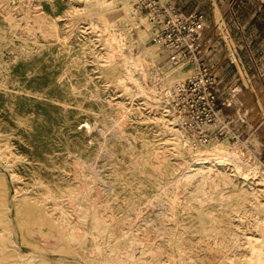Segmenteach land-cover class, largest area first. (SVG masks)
Listing matches in <instances>:
<instances>
[{
  "label": "bare ground",
  "instance_id": "6f19581e",
  "mask_svg": "<svg viewBox=\"0 0 264 264\" xmlns=\"http://www.w3.org/2000/svg\"><path fill=\"white\" fill-rule=\"evenodd\" d=\"M6 1V11L0 13V45L6 46L10 60H29L40 55L52 64L42 77L29 69L13 86L3 83L7 79L2 74L0 86L6 90L5 104L16 126L34 128V121L27 114L37 113L42 104L47 107L46 118L52 112L49 105L62 111H69V107L81 110L83 96L95 106L92 115L100 121L97 134L106 131L112 142L122 146L121 152L125 150L128 154L130 140L135 142L140 137L139 148L146 155L139 162L147 167L148 179L152 176L153 179L136 180L137 163L121 162L119 170L111 169L105 175L103 169L101 174L97 160L102 153L98 149L86 151L81 141H64L59 150L49 151L42 149L32 134H24L25 141L21 148L17 146L20 152L16 153L9 134H1L0 164L10 168L13 181L18 180L11 169L17 159L29 161V172L40 164L44 171L30 174L31 187L30 184L19 190L15 187L16 193L23 189L16 198L14 212L20 240L28 245L26 254L10 234V223L5 216L6 198L4 194L0 197V264H190L195 256L192 246L197 232L213 235L211 244L222 251L218 264H264V217L256 219L254 226L241 230H236L241 222L231 219L244 207L246 199L259 203L255 186L243 182L248 178L240 170L241 152L237 146L225 141L208 142L197 148L187 144L193 158L206 160L190 171L176 173L173 164L163 153H157L148 137L137 128L136 122L140 120L159 119L164 128L171 124L169 129L176 138L182 135V140L189 143L174 117L165 113L168 102L162 92L165 95L166 90L190 76L193 68L158 67L163 55L156 46L147 44L146 19L132 12L131 1L93 0L102 15L103 29H108L107 34L115 42L105 38L98 53L92 54L95 61L99 56L109 58L102 70L108 73L106 77L123 86L125 99L105 97L101 92L86 61L89 47L94 44L90 38L69 46L65 36L54 33L57 30L54 17L34 15L33 10L24 6L29 0ZM14 5L17 11L12 8ZM115 16L120 18L123 29L110 27ZM124 37L138 45L137 53L129 55ZM15 38L20 41L18 48L10 46ZM116 55L120 57L113 59ZM3 61L6 59H0V63ZM150 65L157 80L151 85L146 82ZM252 94L241 91L237 101H245ZM148 99L153 109L144 112L141 105L147 104ZM132 119L136 126H132ZM129 127H132L130 134ZM148 156L157 160L154 166L147 162ZM114 159L121 161L123 157L115 154ZM227 164L233 166L241 181L233 182ZM251 166H256V162ZM166 171L170 178L164 175ZM194 179L198 181V190L180 196ZM136 193L140 197L133 200ZM160 194H166V201Z\"/></svg>",
  "mask_w": 264,
  "mask_h": 264
},
{
  "label": "rangeland",
  "instance_id": "374dc122",
  "mask_svg": "<svg viewBox=\"0 0 264 264\" xmlns=\"http://www.w3.org/2000/svg\"><path fill=\"white\" fill-rule=\"evenodd\" d=\"M130 1L133 8L132 12L146 19L148 30L147 44L156 46L163 55V60L158 64V67L173 70L181 69L184 66L193 68L192 74L184 77L181 80L182 82L194 75L198 66L204 63L210 68L211 73L215 77V89L221 106L219 117L215 122L207 126L209 135L216 134V138L207 139L204 142L193 140L189 134H186L170 110L165 113L169 112V116L174 117L176 126L189 138V143L182 140V135L176 138L172 134L171 129H169L171 124L165 125L164 128L159 119L140 120L136 122L137 128L143 135L148 137L151 147L157 153H163L168 162L173 164L176 173L190 171L195 168L196 164L206 160L193 158L192 154L188 152V145L192 148H197L213 141H225L231 145L235 144L241 152V160L238 161L240 170L246 173L248 178V180L243 182H249L255 186L258 195L256 200L259 203L256 205V203H252L253 199H246L244 207L239 210V213H234L235 216H231V219L241 222V224H238L240 229L236 230L254 226L253 222L256 219L264 217V0H162L174 5L188 21L198 18L201 25L196 61H183L178 64H174L163 48L151 40V26L148 18L145 13H140L135 9L133 0ZM6 3V0H0V13L6 11ZM26 3L27 1H25L24 6L33 10L34 15L48 19L54 17L57 20V30L54 33L65 36L69 46L90 38L94 44L89 47L86 61L101 92L105 97H111L112 99L126 98L123 86L117 85L112 79L110 80V78L106 77V72L102 70L104 69L102 67L108 64L107 60L109 58L99 56L95 61V55L92 54L93 51L95 54L98 53L105 38H110L107 34L108 29H103L102 15H99V8L93 3V0H29ZM12 8L17 11V5ZM138 15H136V18H139ZM112 21L111 28L123 29L119 17L115 16ZM110 41L115 42V39L110 38ZM123 42L129 48V55L137 53L138 45L132 43L129 37H124ZM19 44L20 41L15 38L10 46L18 48ZM52 44L54 45V43ZM51 49L54 50L53 47ZM120 55L112 58L120 57ZM0 59H6L5 62L0 63V82L3 79L2 74H4L7 82L3 83L7 86H13L15 81L23 77L29 69L37 72V77H42L48 71V65H52L48 63L47 58L40 55L29 60H10L6 46L3 44L0 45ZM49 59L51 60V57ZM154 73L155 70L150 65L146 80L149 85L157 82L154 79ZM106 74L108 75V73ZM5 91L4 86H0V135L3 133L5 135L9 134L16 153L20 152L17 146L21 148L23 141H25L24 134H32L39 142L40 147L49 151L59 150L64 141L70 143L81 141L86 151L92 152L94 149H98L102 153V156L97 160L98 171L100 170L101 174L103 169H105V175L110 173L111 169L119 170L121 162L126 165L137 163L138 166L135 169L136 180L153 179V176L148 179L147 167L139 162V159H144L146 155L144 150L139 148L140 137L135 139V142L130 140L131 145L128 146V154H125V150L121 152L122 146L112 142L106 131L97 134L96 126L100 125V121L97 116L92 115V110L95 108L94 104L85 97L82 96L80 103L83 108L78 111L73 107H69V111H62L53 105H49L51 107L50 111H52L49 115L50 118H46L45 116L47 115L44 116L47 112V107L42 104L40 111L30 115L27 114V118L34 121L35 127L18 128L15 120L10 115L11 110L5 104V98H7V95L5 96L4 94ZM241 91H250L253 94L245 101L242 100V102L244 101L242 103L241 100L237 101V95ZM162 94L165 98L164 92ZM139 102L143 101L139 100ZM249 105L253 106L250 108ZM255 105L257 106L255 107ZM141 107L144 112L153 109L150 99H148L147 104H142ZM253 109L256 111H253ZM154 113V117L159 116L157 115V110ZM241 113H245V115ZM53 117L56 118L55 123H53ZM131 122L132 126H136L134 119ZM52 124H55V126L51 127ZM128 132L129 134L132 132V127H129ZM172 142H175L177 147ZM119 148H121L120 152H114V150L116 151ZM176 150L178 153H176ZM115 154L123 157V160H115ZM124 154L125 156H123ZM147 158V162L152 166L157 163V160L152 156ZM14 161L13 164L12 162L9 164H12L11 169L18 176V180H15L16 182L12 180L10 168L0 164V197L4 194L6 198L5 216L8 217L10 223V234L16 240V244L26 254L28 245L23 244L20 240V230L15 221L14 212L16 198L21 195L23 189L16 193L15 187L18 190L27 187L31 183L30 174L32 172L34 174L37 170L43 172L44 169L40 164L32 172H29L27 168L29 161L20 159ZM253 161L256 162V166H251ZM33 163L36 164V162ZM226 167L231 170L230 173L233 174L234 183L242 180V177L232 170L233 166L227 164ZM164 175L168 178L171 176L168 171ZM197 183L198 181L194 179L189 184V188L185 190L186 192L180 194V196H186L191 192L197 191ZM28 187H31V184ZM148 194L152 195L153 192L148 191ZM132 197L133 200H137L140 195L136 193ZM159 197L166 201V194H160ZM206 231H209V228ZM200 233L197 232L196 243L192 246L195 256L191 259L190 264H218L216 262L221 259L220 254L222 251L217 250L218 247L214 243L211 244L213 235H201ZM208 245L210 246L209 248H207Z\"/></svg>",
  "mask_w": 264,
  "mask_h": 264
},
{
  "label": "built area",
  "instance_id": "2783aa9c",
  "mask_svg": "<svg viewBox=\"0 0 264 264\" xmlns=\"http://www.w3.org/2000/svg\"><path fill=\"white\" fill-rule=\"evenodd\" d=\"M133 5L138 12L145 13L151 26V40L163 48L174 64L196 61L201 28L198 18L188 21L174 5L162 0H133ZM166 91L168 110L186 134L198 142L216 138L207 130L221 113L215 77L209 67L201 63L194 75Z\"/></svg>",
  "mask_w": 264,
  "mask_h": 264
}]
</instances>
